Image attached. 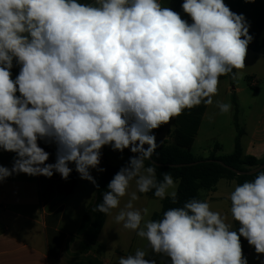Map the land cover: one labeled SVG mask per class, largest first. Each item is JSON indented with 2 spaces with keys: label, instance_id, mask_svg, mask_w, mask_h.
<instances>
[{
  "label": "clouds",
  "instance_id": "clouds-1",
  "mask_svg": "<svg viewBox=\"0 0 264 264\" xmlns=\"http://www.w3.org/2000/svg\"><path fill=\"white\" fill-rule=\"evenodd\" d=\"M181 8L191 22L161 0H0V149L16 153L11 169L0 165V182L13 173L67 180L74 164L98 188L90 170L104 171L103 147L129 149L95 211L118 210L114 221L168 264H248L241 237L264 254V168L229 193L238 229L195 197L155 220L135 206L149 192L177 203L180 180L157 176L153 130L213 105L219 78L239 74L253 40L225 0H183ZM215 104L220 114L232 107ZM41 140L55 144V163ZM148 256L137 248L118 264H157Z\"/></svg>",
  "mask_w": 264,
  "mask_h": 264
},
{
  "label": "crops",
  "instance_id": "crops-1",
  "mask_svg": "<svg viewBox=\"0 0 264 264\" xmlns=\"http://www.w3.org/2000/svg\"><path fill=\"white\" fill-rule=\"evenodd\" d=\"M177 1L161 0V3L174 10ZM252 54L257 56L252 57L254 61L262 60L260 61L262 69L249 74L251 89H257L258 82L264 87V56L254 52ZM226 79L229 80L226 76L219 78V82H224L222 83L224 91H226ZM257 94L261 93L257 91ZM261 96V101L254 100L246 107L242 124L238 123V104L236 113L238 127L243 131L239 140L242 157H252L256 160H264V94ZM219 115L216 105H205L195 126L188 122L180 124L172 119L169 124L160 127L158 140L171 143L172 132L180 128L193 137L190 152L194 157L206 159L212 152L216 157L230 155L234 150L236 136L234 122L230 124L227 120L221 121ZM221 128L226 130L223 137L218 136ZM204 134L208 136L201 139L200 135ZM201 140L205 142L204 146L199 147L194 153V147ZM49 154L47 163H55L56 146ZM101 161L103 163H100L99 167L105 171L108 165L104 164V157H101ZM90 171L98 184V179L104 171L96 169ZM35 179L34 184L24 185L30 189V196L20 195V191L24 190L23 185H10L5 195L0 197V264H118L120 256L134 254L137 248H144L149 252L150 248L145 240L114 221L118 210L106 215L96 244L85 251L78 246L76 233L82 216L95 199L97 187L79 176L73 192L63 196L56 190L58 185L66 183L59 173L55 178L40 175L35 176ZM234 182V180L221 179L213 191L200 193L201 199L207 200L213 211L227 216L228 222L232 224L229 193L234 189L236 184ZM133 190H135L134 184L130 191ZM138 195L140 199L135 202L137 208H149L151 216L160 212L162 201L140 193ZM127 199L128 197L122 199L121 206Z\"/></svg>",
  "mask_w": 264,
  "mask_h": 264
},
{
  "label": "trees",
  "instance_id": "trees-1",
  "mask_svg": "<svg viewBox=\"0 0 264 264\" xmlns=\"http://www.w3.org/2000/svg\"><path fill=\"white\" fill-rule=\"evenodd\" d=\"M92 2V0H86L85 3ZM183 0H178L174 11L181 14V16L190 21V18L183 13L181 8ZM225 3L230 9L237 13L243 14L250 24L249 34L253 37L252 42L248 45V50L259 53L264 56V0H254V2H247V0H225ZM15 63V62H14ZM19 66L17 65V68ZM236 71V70H234ZM229 80L233 79L231 74L226 75ZM249 80V78H248ZM232 104L234 108V127L236 130V136L234 139V150L230 155L216 157L213 152L206 158L194 157L190 150L193 143V137L190 134L182 131L180 128L175 129L172 132V142L167 143L165 141L160 142L158 135L161 132V128L154 129L153 134L156 137L159 147L156 149L158 155H154L152 160L155 163L162 165H179V164H191L198 162L196 165L184 166L181 168H171L161 166L157 168V176L162 178L163 172H170L174 179H179L180 184L178 188L177 203L173 204L170 199H165L161 202V210L158 213H154L151 219L161 218L164 211L171 207L183 206V204L189 199L195 197L201 199L200 193L213 191L219 180H234L236 184L243 183L244 181H250L254 178L255 174L251 176H238L233 172L221 167L215 161H221L224 165L231 167L239 172H246L252 168H256L264 164V160H256L252 157H242L240 147V136L243 131L239 129L237 124V103L235 94L232 95ZM205 108V105L194 107L191 110H185L180 116L173 119L178 123H190L196 125L199 117ZM147 147V146H145ZM215 150V147H214ZM125 154V160L119 166H107L102 176L98 179L99 187L96 188V196L94 201L88 206L84 215L82 216L81 223L76 233L78 239V246L85 251L89 250L97 242L98 235L104 225L106 215L95 211L96 206L102 202L103 192L107 188V184L111 181L114 175L129 162V158L134 155L129 149L123 151ZM150 163V162H149ZM73 171L70 173L66 183L58 185L56 190L63 196L70 195L78 181L79 173L75 171V165L70 166ZM58 176V173H54L51 178ZM141 194V193H140ZM146 195L150 198H156L153 192H149ZM239 225L233 221V228L238 229ZM241 243L243 252L248 250V241L241 237ZM150 259H155L157 264H168V260L164 256L156 255L149 250Z\"/></svg>",
  "mask_w": 264,
  "mask_h": 264
},
{
  "label": "rangeland",
  "instance_id": "rangeland-1",
  "mask_svg": "<svg viewBox=\"0 0 264 264\" xmlns=\"http://www.w3.org/2000/svg\"><path fill=\"white\" fill-rule=\"evenodd\" d=\"M80 2L85 3L86 0H80ZM246 57H249L245 59V67L241 70H238L239 74L229 82V80L226 79L225 85H226V91H224L223 84L224 82H219L218 85V94L213 98L214 103L213 105H216V101H221L224 103H230L231 104V110L226 114H220L219 119L221 121H229L230 124H232L233 121V114H234V108L232 104V95L235 94L237 98V104L239 108L238 112V120L240 124H242L245 116L246 107L250 105L251 102L255 101H261L262 100V94H264V87H262V83L258 82L257 89H251V79L249 78V74L260 71L262 69V64L260 61L257 60L254 61L252 57V52L247 50ZM12 71V78L15 79V77L19 74V67L17 68V65L14 63V67L11 70ZM249 78V80H248ZM223 79V78H222ZM228 87V89H227ZM230 89V91H229ZM257 91H259L261 94H257ZM214 107V106H213ZM223 123V122H222ZM221 123V124H222ZM203 129V128H202ZM203 132V130H202ZM201 132V133H202ZM226 130L221 128V133L218 136H225ZM205 135V134H204ZM200 135L201 139H205L208 135ZM204 141L201 140L196 144V146L193 149V152L195 153L199 147L204 146ZM39 146L44 148L45 151L48 153H51L53 148L55 147V144H49L45 143L43 140L39 141ZM105 158L104 164L108 166H119L121 163L125 160V154L121 153L119 151H113L109 146H105L102 149V156ZM16 158V153L13 152H6L0 149V165H3L9 169L12 168L14 159ZM101 163H103L101 161ZM36 182L35 176H29L24 173H13L11 176L6 178L3 182H0V197L5 195V191L7 188L11 186L16 185H32ZM25 190V191H24ZM24 190H21L20 195L23 197L30 196V189L24 186ZM248 250L246 253H244V256L247 258L248 264H262L264 262V254L258 255L255 252L254 247L250 246L248 244Z\"/></svg>",
  "mask_w": 264,
  "mask_h": 264
},
{
  "label": "water",
  "instance_id": "water-1",
  "mask_svg": "<svg viewBox=\"0 0 264 264\" xmlns=\"http://www.w3.org/2000/svg\"><path fill=\"white\" fill-rule=\"evenodd\" d=\"M218 165H220L221 167L233 172L234 174L238 175V176H251L253 174H255L256 172H258L259 170H261L262 168H264V164L256 167V168H252L246 172H239L231 167H228L226 165H224L221 161H215ZM198 162H194V163H191V164H179V165H162V164H158V167H161V166H166V167H171V168H181V167H184V166H192V165H196Z\"/></svg>",
  "mask_w": 264,
  "mask_h": 264
}]
</instances>
